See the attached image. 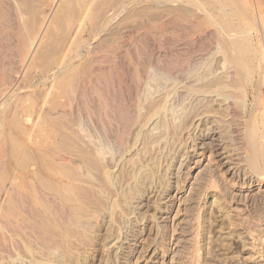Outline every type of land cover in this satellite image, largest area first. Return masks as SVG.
Returning a JSON list of instances; mask_svg holds the SVG:
<instances>
[{
  "label": "rangeland",
  "instance_id": "1",
  "mask_svg": "<svg viewBox=\"0 0 264 264\" xmlns=\"http://www.w3.org/2000/svg\"><path fill=\"white\" fill-rule=\"evenodd\" d=\"M55 2L28 0L47 20L49 50L77 23L81 40L112 49L81 50L75 62L90 60L91 70L69 113L45 121L50 149L31 151L23 176L8 161L2 176L18 177L23 200L6 206L12 217L0 225V264H264V211L254 213L264 182L249 184L237 139L264 82L250 54L248 81L225 78L221 12L209 0H192V19L179 22L175 12L185 6L175 0ZM7 3L0 1L2 69L15 35ZM35 82L23 88L30 98H39ZM98 92L107 97L106 114ZM237 95L246 102L234 101Z\"/></svg>",
  "mask_w": 264,
  "mask_h": 264
},
{
  "label": "bare ground",
  "instance_id": "2",
  "mask_svg": "<svg viewBox=\"0 0 264 264\" xmlns=\"http://www.w3.org/2000/svg\"><path fill=\"white\" fill-rule=\"evenodd\" d=\"M7 1L10 12L16 16V19H15V23L10 24V27H12L15 30V35L13 33L14 35L13 38L8 39L9 42L7 45L9 49H11V55H10L11 59L8 62V66L5 69L4 67L3 69L0 68V225L2 222L6 223L8 221V218L12 217L11 215H9L10 214L9 212L11 211L7 210L6 206L12 205L13 206L12 208L15 209L17 208V206L14 203H17V201L20 203L21 202L20 200L22 199L21 189L19 188L20 183H18L17 181L18 177H14L10 173H9L10 175L2 176L3 174L5 175V173L7 172V171L5 172V170H7L8 161L9 162L11 161L12 165H15L14 167L19 166L20 169L19 174L22 175L25 172V170L28 169L30 166V163H28L27 161L29 160V154H31V151L37 154V153H43L44 151H48L50 149L49 141H47V135H48L47 127L49 126L46 127L47 124L45 123V121H47V119L61 120L64 116H66L69 113V109L66 108L67 105H70L71 100L76 96L78 92H80L79 91L80 85L85 82L87 75L91 70L88 64L90 60H87L86 63L83 64L75 62V60L79 58L81 50L85 49L87 51H91L92 49H96L98 47L99 48L105 47V49L107 47L108 48L107 51L109 52L112 49V47L110 48L108 47V45L111 46L110 44L106 45L105 42L97 41L96 39L90 38V36H88L85 40H81L79 36L81 34L80 24L74 23L75 25L73 27L71 26L72 28L68 33V35L66 36V38H64L58 43V47H57L58 50L57 51H53L51 49L49 50V45H48L49 36L46 32L47 26L46 25L44 26L43 24V21H47V20H43L40 13L29 7L28 0H7ZM175 2H177V4L179 3L185 6L184 9L177 8V11L175 12L176 15L175 18L179 22L183 20L187 21L188 19L193 17L191 13L192 12L191 5L193 4L192 0H175ZM209 3H211L213 11L218 10L221 12V17H220L221 25H220L219 38L221 39V45L224 49V55L226 57V60L230 68L228 73L226 72L227 74L225 75V78L232 77L235 80L236 78L238 80H240L241 78L243 79L246 78L249 72L245 70L246 67H248L246 66L248 63L246 64L244 60V56L247 57V54H250L249 57L247 58L252 61L254 60L256 62L255 64L256 68L257 67L259 68V71L258 72L256 71L258 73L257 75L259 76V78H261L260 81L262 80L264 82V80L262 79L263 71H264V49L262 48L259 42L261 36L260 35L261 29L264 26V18H263L264 0H209ZM3 9L4 8H2V11ZM3 23L5 24V22ZM252 61L248 60V62H251L250 64H252ZM252 65L251 67L253 68L254 66ZM256 68L254 67V70ZM250 70L252 71L253 69L250 68ZM251 77L253 76L251 75ZM247 79L244 80L248 81ZM35 81H38V83H40L39 84L40 89L38 95L39 98H30L29 95L32 92L23 90V88L26 89L27 88L26 86L28 87L29 86L32 87L33 85L35 86L37 84V82ZM246 81H242V83ZM224 86L226 87V85ZM96 94H97L96 98L98 99L97 103L101 108L100 113L106 114L108 107V100H106L107 97L104 96L103 93L101 94V92L100 93L98 92ZM254 96L255 97L253 96L252 97L255 98V101H257V103L254 102H253L254 104L252 103V105L255 104L256 105L251 111L252 113L250 112L249 119L247 118L246 119L247 121H245V123L240 122L241 127L238 130L239 137L237 139H239V143H241L240 146H242L243 149L242 162L246 166L247 171H249L252 176V180L251 179L249 180V184L250 185L252 184L253 186L257 185L258 187H260L261 184H263L264 182V95H262V93L260 92L259 93L257 92V94L255 92ZM228 97L229 96H226V98ZM165 100L167 101V99ZM234 101L239 102L241 104L246 102L244 101L243 95L235 97ZM232 104L233 103L228 102L227 108L229 109L227 110L229 111L230 115L235 116L237 115L236 111L238 109L236 108L237 109L236 110ZM120 109H122V107H120ZM126 115H128V113ZM30 117H35L33 119L34 121L32 120V123H30L28 127L25 126L23 127L21 125V121H23L24 119L26 121L27 120L30 121ZM238 119L240 120V118ZM25 147L28 149L27 151L29 152L27 154H24L25 152L23 151ZM22 152L24 153L22 154ZM22 176L20 177L22 178ZM247 182L248 180L243 181V183H247ZM38 205L40 204L38 203ZM262 211H264V193L255 196V201H254L255 215L258 216L257 213L259 212L262 213ZM0 228L2 229V226H0Z\"/></svg>",
  "mask_w": 264,
  "mask_h": 264
}]
</instances>
